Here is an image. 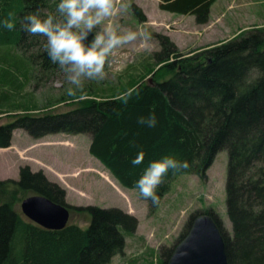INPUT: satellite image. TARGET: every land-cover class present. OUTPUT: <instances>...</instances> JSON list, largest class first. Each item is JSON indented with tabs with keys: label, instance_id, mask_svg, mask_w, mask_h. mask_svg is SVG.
Instances as JSON below:
<instances>
[{
	"label": "trees",
	"instance_id": "16d2710c",
	"mask_svg": "<svg viewBox=\"0 0 264 264\" xmlns=\"http://www.w3.org/2000/svg\"><path fill=\"white\" fill-rule=\"evenodd\" d=\"M162 1L165 9L194 13L195 22L201 24L208 21L214 0ZM58 3L0 0V20L14 12L16 23L12 31L0 26V45L20 49L30 58L43 56L41 69L56 67L45 50L46 38L24 31L21 21L30 13L56 15ZM132 9L138 19H146L139 6L133 4ZM156 37L160 49L152 55L166 76H158V71L150 67L151 77H132L134 81L115 94L96 97L88 89L90 99L72 97L76 103L66 111L15 115L0 123V147L11 144L16 127L33 137L59 131L88 133L90 154L127 188H136L148 164L164 155L189 162L190 167L180 173L205 177L216 152L225 148V207L231 233L215 212L196 210L177 241L188 232L197 214L207 212L222 230L229 264H264V26L243 29L187 56L168 35L156 33ZM12 62L18 68L16 58ZM10 74L8 81L0 83V112L4 111L3 101L21 87V76ZM22 76L28 78L29 72L24 71ZM133 87L139 95L134 93L126 105L115 99ZM153 113L155 127L138 123L140 117ZM140 151L144 153L143 162L134 165L132 161ZM175 175L169 171L157 188L160 199ZM28 191L67 205L64 190L40 169L22 165L18 179H0V264H108L113 255L123 252L125 233L137 226L136 217L119 207L87 204L75 206L90 214L86 227L67 223L58 229L46 228L24 219L14 208L12 196ZM147 201L151 206L158 205ZM174 246L161 248L158 264L166 263Z\"/></svg>",
	"mask_w": 264,
	"mask_h": 264
},
{
	"label": "rangeland",
	"instance_id": "374dc122",
	"mask_svg": "<svg viewBox=\"0 0 264 264\" xmlns=\"http://www.w3.org/2000/svg\"><path fill=\"white\" fill-rule=\"evenodd\" d=\"M147 3L149 4V0H116V11L103 24L112 25L121 34L129 29L137 32L147 31L152 39L147 48L137 41L116 49L106 63V79L100 82L86 81L85 91L89 89L96 97L112 95L127 88L133 80L132 77L140 78L143 75L144 80H147L155 70L158 71V76H166L165 70L160 71L163 66L161 67V63L156 64L152 55L160 49L156 33L168 35L183 56H187L200 50V46L236 35L241 26H264V22L243 21L237 15L232 16L230 12L222 20L204 25L206 30L199 34L195 32V22L190 26L186 20L157 17L152 9L150 10V6L145 10ZM233 3H236V0ZM133 4L146 13L145 20L141 21L136 17L132 9ZM121 5L126 7L122 8ZM13 56L18 68H15L12 62V59H15ZM42 60L43 56L30 58L20 49L16 50L6 44L0 45V83L8 81L6 77L12 76L10 72L21 76L22 80L20 89L14 91L9 100L3 101L4 111L0 112V123L22 113L61 112L75 105L76 101L73 99H78V96L72 98L67 95L69 85L59 66L41 69ZM150 67L153 68L152 72L148 70ZM26 70L29 77L23 78L22 74ZM89 142L88 133L59 131L33 137L25 129L16 127L12 131L11 146L0 148V178L18 179L22 165H28L32 170H42L48 179L56 182L65 192L64 200L70 213L68 223L86 227L90 214L76 207L87 204L116 206L136 217V228L125 233L123 252L113 255L108 264H158L162 256L161 248L177 244L186 221L196 210L215 212L224 229L231 233V222L225 207L228 163L225 148L216 152L205 177L194 173L175 175L169 182L168 191L154 207L139 195L136 188L119 184L110 171L90 154ZM34 193L20 192L19 195L12 196L14 208L26 220L28 218L21 212L20 202L27 195Z\"/></svg>",
	"mask_w": 264,
	"mask_h": 264
},
{
	"label": "clouds",
	"instance_id": "9594fccd",
	"mask_svg": "<svg viewBox=\"0 0 264 264\" xmlns=\"http://www.w3.org/2000/svg\"><path fill=\"white\" fill-rule=\"evenodd\" d=\"M126 7V5H121ZM116 11V0H59L57 14L42 17L38 13H30L21 21L24 31L31 35L46 38L45 50L50 61L59 66L64 75L67 95L83 101L90 99L85 91L86 81L100 82L106 79L105 66L109 57L118 48L140 41L147 48L152 39L147 31L125 30L122 34L112 25L103 22L112 17ZM0 26L8 31L15 29V13L9 12L0 20ZM99 29V30H97ZM92 35L89 41L88 37ZM139 95L137 88H129L116 96V100L127 104L133 94ZM138 123L155 127V114L140 117ZM143 151L133 159L134 165L141 164ZM190 167L187 160L177 159L174 155H164L159 160L151 161L144 169L135 187L145 200L159 203L157 188L164 182L171 171L173 175Z\"/></svg>",
	"mask_w": 264,
	"mask_h": 264
},
{
	"label": "water",
	"instance_id": "95a60500",
	"mask_svg": "<svg viewBox=\"0 0 264 264\" xmlns=\"http://www.w3.org/2000/svg\"><path fill=\"white\" fill-rule=\"evenodd\" d=\"M21 212L46 228H62L68 223L69 208L40 193L20 202ZM165 264H229L222 230L210 213L197 214L188 232L177 242Z\"/></svg>",
	"mask_w": 264,
	"mask_h": 264
},
{
	"label": "crops",
	"instance_id": "0c3cea01",
	"mask_svg": "<svg viewBox=\"0 0 264 264\" xmlns=\"http://www.w3.org/2000/svg\"><path fill=\"white\" fill-rule=\"evenodd\" d=\"M233 2H235V0H214L213 3L210 5V8H209L208 21L206 23H201V24H198L195 22L194 13H191V12L183 13V12L172 11V10L163 8L161 6V4L163 3L162 0H149V4L147 3L148 6L146 7L145 10H148L149 9L148 7L150 6V10L152 9L153 13L155 15H157V17L163 16L169 20H180V21L186 20V22L190 23V26H192L193 23L195 22L196 26L194 29H195V32H197L199 34H202V32L206 30L204 25L208 26L214 21L222 20V18L227 16V13H230V12L232 13V16L237 15V17L241 18L243 21H256V22L261 21V22H264V0H236V3H233ZM233 5H236V6L234 7ZM141 6L144 7V5H141ZM254 25H256V24H254ZM251 26H253V25H251ZM200 29H202V31ZM210 29L211 28H209V30H208L209 32L211 31ZM240 29L243 30V29H247V28L241 26ZM224 39H226V38H224ZM221 40H223V39H221ZM221 40H218V41H221ZM203 46H205V45H203ZM63 111H61V112H63ZM11 144H12V139H11ZM11 144L9 146L0 147V148L1 149L8 148L11 146ZM106 170L109 171L108 168ZM111 175H112V173H111ZM0 179H5V178H0Z\"/></svg>",
	"mask_w": 264,
	"mask_h": 264
}]
</instances>
